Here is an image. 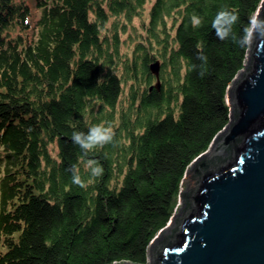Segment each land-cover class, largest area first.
Returning a JSON list of instances; mask_svg holds the SVG:
<instances>
[{"label": "trees", "instance_id": "obj_1", "mask_svg": "<svg viewBox=\"0 0 264 264\" xmlns=\"http://www.w3.org/2000/svg\"><path fill=\"white\" fill-rule=\"evenodd\" d=\"M261 1L0 0V264L148 262L229 122ZM93 127L113 140L83 150Z\"/></svg>", "mask_w": 264, "mask_h": 264}, {"label": "water", "instance_id": "obj_2", "mask_svg": "<svg viewBox=\"0 0 264 264\" xmlns=\"http://www.w3.org/2000/svg\"><path fill=\"white\" fill-rule=\"evenodd\" d=\"M249 44L228 87L229 122L186 170L182 206L151 241L149 264H264V0ZM150 67L157 74L158 61ZM227 149L228 158L198 165Z\"/></svg>", "mask_w": 264, "mask_h": 264}, {"label": "clouds", "instance_id": "obj_3", "mask_svg": "<svg viewBox=\"0 0 264 264\" xmlns=\"http://www.w3.org/2000/svg\"><path fill=\"white\" fill-rule=\"evenodd\" d=\"M73 140L75 143L79 144L83 150L89 151L97 146H103L104 144L111 143L113 140V134L110 129L93 127L87 134L73 133ZM101 171L102 169L99 167L92 169L94 176L100 175ZM73 183L83 186L82 181L77 174L73 175Z\"/></svg>", "mask_w": 264, "mask_h": 264}, {"label": "rangeland", "instance_id": "obj_4", "mask_svg": "<svg viewBox=\"0 0 264 264\" xmlns=\"http://www.w3.org/2000/svg\"><path fill=\"white\" fill-rule=\"evenodd\" d=\"M255 15H256V13L254 14V17H255ZM144 16L146 17V13L144 14ZM254 17H253V19H254ZM122 20H123V17H120V21H122ZM132 23L135 25V27H136L135 29H134V27H132V25H128L124 32H120L121 39L123 40V42H122L123 44H122L121 49L123 51H128L129 53L131 52L133 45L136 42V39H138L137 33H141V32H143V34L145 33V31H143L141 28L140 21H139L138 17H135L133 19ZM246 63H247V61H246ZM119 70H121V71L123 70L122 66H119ZM238 77H239V75H238ZM188 176L189 175H186L185 180H183V184L181 187L182 193H185V191H186V180H187ZM181 206H182V202H181V197L179 196L178 204L176 205V208H175L176 213H178ZM169 222L167 225H170ZM151 261H152V253L149 250L147 264H149ZM117 264H121V262H118Z\"/></svg>", "mask_w": 264, "mask_h": 264}, {"label": "bare ground", "instance_id": "obj_5", "mask_svg": "<svg viewBox=\"0 0 264 264\" xmlns=\"http://www.w3.org/2000/svg\"><path fill=\"white\" fill-rule=\"evenodd\" d=\"M117 264V263H116Z\"/></svg>", "mask_w": 264, "mask_h": 264}]
</instances>
